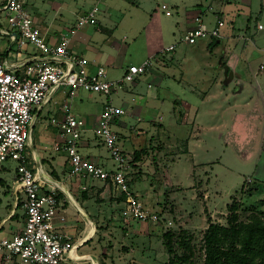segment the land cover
Returning <instances> with one entry per match:
<instances>
[{
	"label": "crops",
	"instance_id": "1",
	"mask_svg": "<svg viewBox=\"0 0 264 264\" xmlns=\"http://www.w3.org/2000/svg\"><path fill=\"white\" fill-rule=\"evenodd\" d=\"M2 1L0 0V4ZM23 1L31 12L32 10L35 12L36 15L32 16L34 24L47 43L57 44L63 36H69L70 51L84 58L89 70H93L97 66H104L108 79H113L108 75V69L120 70L126 62L127 47L124 46V43L127 36L132 38L143 32L142 56L144 58L141 59L142 62L153 59L156 69L161 72L165 70L166 75L171 76L176 74L174 71L178 66V82L187 89L184 100L179 98L173 100L169 114L170 119L174 120L177 115L173 108L174 103L179 104L182 112L185 110L187 114L191 108H195L190 106L196 104L198 120H202L201 124L204 126L203 131L212 133L219 141L222 135V114H232V128L238 129L239 127L247 132L253 126L262 135L263 132L260 128L264 127V0H171L177 10V18L172 25L183 34L193 26L197 15L206 16L207 11L216 14L213 24L218 19L224 22L225 29L219 37L204 36V39L207 38V43L199 44L198 51H196L198 52L196 56L205 54L206 58L210 55V59L215 58L218 54L217 63L221 67L220 70L223 71V77L220 73L214 76L217 71L214 74L209 73L206 69L210 63L204 61L203 66L206 68L199 67L203 70L202 75L197 81L198 83L192 84L188 78L186 79V76L184 79L186 62L190 56L183 54L181 58L174 60V56L166 58L162 54L166 52L164 48L167 46H164L161 15L157 9L151 11L142 7L146 0H104L108 5L105 10L101 9V12L99 7L94 4L95 1L87 9H83L87 0L81 2L78 0ZM47 1L54 6L59 16L66 14L59 23H56V19L54 20L55 26L48 16H42V12H38L40 5ZM121 3L125 5L122 9ZM138 3L139 5H137ZM162 5L165 4L160 5V11L165 17L170 18L172 15H166ZM94 7L97 10L93 13V20L81 24L76 32L70 35L69 29L75 26L82 15L90 13ZM200 8H203L204 11L202 12ZM124 23L129 24L127 30L122 27ZM213 24L205 23L208 29ZM258 24H261L262 28H258ZM7 28L6 20H1L0 17V30ZM173 35H175L174 32ZM3 38L5 41L0 45V54L7 61L9 68L23 73L24 66L34 61L35 49L29 45L23 49L16 43H12L7 36L0 35V39ZM211 42L212 44H210ZM207 53L208 55H206ZM175 63L179 65L175 67ZM139 64L133 61L125 65L122 74L129 65ZM122 74L120 72L119 77L115 79L120 78ZM152 74L158 77L154 71ZM161 82L162 77L159 76L155 83L158 86ZM131 85L134 88L137 87L135 83ZM148 86L151 87L150 84ZM136 93L131 90V94L126 95L128 100L123 103L121 100L115 102L111 95H104L106 100L102 102L101 111L106 104H112L123 108L125 114L131 115L130 108L133 105L137 106L132 103L136 99L144 102L140 93L137 91ZM76 94L70 96L63 88L55 89L49 99L39 109L33 111L25 147L29 167L44 188H53L57 194L60 207L54 218L55 228L70 236L74 244L64 264H130L131 262L133 264H152V261L146 258L145 251L148 248L150 253L154 252L150 240L154 227L142 222H131L127 227L121 225L119 217L123 204L120 200L113 199L107 183L85 175L72 174L66 153L54 150V145L62 141L58 124L63 121L66 114L72 113L85 122L79 143V152L82 156L106 169L113 167L114 163L108 150L104 148L105 152H103V147H97L89 135L85 136L89 132L88 130L93 127L87 126L85 116L81 115L84 107L82 98L79 96L78 101L74 102ZM138 109L140 114L141 110ZM100 113L95 117L94 122ZM183 117L185 118V116ZM116 126L118 133H121V130L125 132L127 125L124 118L120 117ZM241 130L239 132H242ZM216 138L214 139L215 143L217 142ZM0 180L12 191L15 197L14 207L20 204L22 211L23 196L16 190L15 179L11 185L3 177H0ZM130 185L133 189L132 184ZM133 191L136 190L133 189ZM13 211L15 209L11 208L7 217L10 215L11 218ZM21 220L18 231L23 225V218ZM117 220L121 229L118 228ZM133 240H139L143 244L142 252L138 258L134 257L136 249L132 243ZM127 254L133 255L128 262L125 257Z\"/></svg>",
	"mask_w": 264,
	"mask_h": 264
},
{
	"label": "rangeland",
	"instance_id": "2",
	"mask_svg": "<svg viewBox=\"0 0 264 264\" xmlns=\"http://www.w3.org/2000/svg\"><path fill=\"white\" fill-rule=\"evenodd\" d=\"M93 1L100 12L108 5L104 0H87L83 9L92 6ZM161 4L168 6L172 15L170 18L165 17L160 11ZM120 6L122 9L125 5L121 3ZM142 7L151 11L158 10L161 15L164 46L175 44L173 50L162 54L166 58L174 56V60L181 58L183 54L190 56L186 62L184 79L186 76L191 84L196 83L203 71L199 67L206 68L203 66L204 61L210 63L206 69L209 73L214 74L217 71L214 76L220 73L223 77V71L217 63L218 54L216 59H210V55L205 58V54L196 56L197 46L207 43V38L199 39L191 45L181 40L184 34L172 25L177 18L174 2L146 0ZM27 9L31 16L36 15L29 7ZM200 9L204 11L203 8ZM38 12H42V16H48L54 23L53 26L55 19L56 23H59L60 19L66 16V14L59 16L48 1L40 5ZM215 15L207 11L206 16H202V20L212 25L216 19ZM0 17L1 20H5L3 13ZM128 26V23L122 25L125 30ZM224 29L222 26L220 33ZM4 41V38L0 39V45ZM143 44V32L132 38L127 36L124 43L127 47L126 62L120 70L108 69V75L115 79L119 77L120 72L122 74L125 65L133 61L137 64L141 63V59L144 58ZM25 47L22 46L23 49ZM150 62V69L134 79L136 88L126 82L120 87L121 89L118 88L111 94L115 102L121 100L123 103L128 100L126 95L134 90L135 93L136 91L140 93L144 101L136 99L132 104L137 106L133 105L135 108L131 106V111L129 110L132 114L121 116L127 126L126 131L121 130L118 135L121 147L131 160L130 184L136 191L131 190L136 194L145 212L156 215L155 220L140 221L154 227L150 240L155 253L152 251L150 253L147 248L146 258L150 259L152 264H204V233L209 224L228 227L237 222L264 221V127L260 128L262 135L253 126L247 132L239 127L232 128V114H222V135L219 141L212 133L203 131L204 126L201 124L202 120H198L196 104L190 106L195 108H191L187 114L185 110L182 112L179 104L174 103L173 108L177 115L174 120L170 119L173 100L175 98L184 100L187 94V89L178 82L179 68L176 65L179 64L175 63L176 74L173 73L174 76H171L166 75L165 70L161 72L156 69L153 59H150ZM152 71L157 73L158 77H162V82L158 86L155 83L158 77L155 74L151 75ZM149 84L151 87L148 86ZM79 96L84 102L81 115L85 116L87 126L93 127L94 119L100 113L106 96L80 90L74 97V102L78 101ZM138 108L141 110L140 114ZM113 129L119 132L117 126H113ZM88 131L85 136L89 135L97 147H103L101 149L105 152V147L94 137L92 128ZM3 166L5 167H1L0 177L5 178L11 185L15 179L16 162L10 160ZM14 198L12 191L0 180V223L3 220L0 224V237L13 234L21 225L23 212L20 204L14 207ZM11 208L15 211L11 213L10 218V215L8 217L7 215ZM117 225L121 229L118 220ZM127 226L129 225L125 227ZM131 240L132 238L129 239L130 242ZM132 243L136 249L134 257L138 258L143 244L139 240H133ZM131 256L133 255H125L127 262Z\"/></svg>",
	"mask_w": 264,
	"mask_h": 264
},
{
	"label": "built area",
	"instance_id": "3",
	"mask_svg": "<svg viewBox=\"0 0 264 264\" xmlns=\"http://www.w3.org/2000/svg\"><path fill=\"white\" fill-rule=\"evenodd\" d=\"M161 7L166 15H171L166 5ZM96 10L94 7L90 13L82 15L68 33L73 35L81 24L92 21ZM2 13L8 28L0 30V35L7 36L18 47L29 45L35 51L34 61L24 66L23 73L9 68L0 54V168L10 160L16 162V190L23 196L22 228L9 236L0 237V262L64 264L74 244L70 236L54 226L60 207L57 194L55 189L43 187L29 167L25 153L33 111L39 109L58 88L65 89L70 96L80 90L109 96L126 82L133 84L137 75L149 69L151 62L147 59L139 65H129L120 78L108 79L104 66L89 70L85 59L70 51L69 36H63L57 44L47 43L23 0H3L0 16ZM223 25V20L218 19L208 29L199 14L181 40L194 44L206 35L218 38ZM257 27L262 28V25ZM174 48L175 44H171L164 51ZM124 114L123 108L106 104L92 129L99 144L108 150L114 163L112 168L97 165L79 152L85 124L83 119L72 113L66 114L58 124L62 141L54 145V150L66 153L72 174L107 183L112 197L120 199L123 204L119 218L120 223L126 226L131 222L155 220L156 215L145 212L130 187L131 160L120 145L118 132L113 129Z\"/></svg>",
	"mask_w": 264,
	"mask_h": 264
},
{
	"label": "trees",
	"instance_id": "4",
	"mask_svg": "<svg viewBox=\"0 0 264 264\" xmlns=\"http://www.w3.org/2000/svg\"><path fill=\"white\" fill-rule=\"evenodd\" d=\"M204 250V264H264V221L237 222L228 227L209 224Z\"/></svg>",
	"mask_w": 264,
	"mask_h": 264
}]
</instances>
